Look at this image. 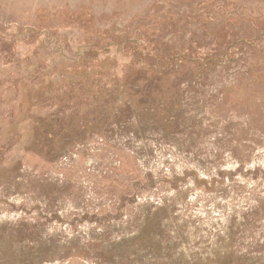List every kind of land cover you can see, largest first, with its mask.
I'll use <instances>...</instances> for the list:
<instances>
[{"label":"rangeland","instance_id":"374dc122","mask_svg":"<svg viewBox=\"0 0 264 264\" xmlns=\"http://www.w3.org/2000/svg\"><path fill=\"white\" fill-rule=\"evenodd\" d=\"M0 264H264V0H0Z\"/></svg>","mask_w":264,"mask_h":264},{"label":"trees","instance_id":"16d2710c","mask_svg":"<svg viewBox=\"0 0 264 264\" xmlns=\"http://www.w3.org/2000/svg\"><path fill=\"white\" fill-rule=\"evenodd\" d=\"M22 141H24L22 138H20V137H17V138H12V144H14V143H18V142H22ZM9 148V151H10V153L13 151L14 152V150L15 149H13V146L11 145V147H8Z\"/></svg>","mask_w":264,"mask_h":264}]
</instances>
